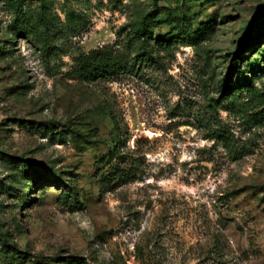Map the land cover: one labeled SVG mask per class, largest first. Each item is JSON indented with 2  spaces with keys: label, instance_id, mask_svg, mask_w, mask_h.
I'll use <instances>...</instances> for the list:
<instances>
[{
  "label": "rangeland",
  "instance_id": "374dc122",
  "mask_svg": "<svg viewBox=\"0 0 264 264\" xmlns=\"http://www.w3.org/2000/svg\"><path fill=\"white\" fill-rule=\"evenodd\" d=\"M0 264H264V0H0Z\"/></svg>",
  "mask_w": 264,
  "mask_h": 264
},
{
  "label": "trees",
  "instance_id": "16d2710c",
  "mask_svg": "<svg viewBox=\"0 0 264 264\" xmlns=\"http://www.w3.org/2000/svg\"><path fill=\"white\" fill-rule=\"evenodd\" d=\"M141 31L143 33L145 32V30ZM141 34L142 33H140V35ZM245 41L246 38H243L241 43L244 44ZM121 68V66L117 65V67H115V69H113L111 72L114 73L117 70H120ZM241 87L247 88L248 86L245 84H241L240 88ZM222 94H224V89L220 93V97ZM220 97L215 98L214 101L219 102ZM107 150V154L101 155L100 157L95 159V162L97 163L98 172H101L103 169H105L103 170L104 172L101 173L102 183L111 184V186L114 188L125 184L130 180H133L135 178L136 162L128 161V163H126L128 157L127 155L129 153H124L122 151V146L118 142L116 143V141L114 143H111V145L107 146Z\"/></svg>",
  "mask_w": 264,
  "mask_h": 264
}]
</instances>
